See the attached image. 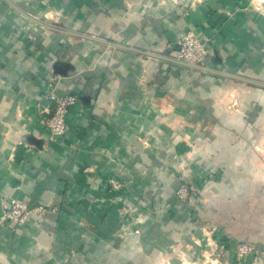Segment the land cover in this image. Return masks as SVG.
<instances>
[{
    "label": "crops",
    "instance_id": "obj_1",
    "mask_svg": "<svg viewBox=\"0 0 264 264\" xmlns=\"http://www.w3.org/2000/svg\"><path fill=\"white\" fill-rule=\"evenodd\" d=\"M10 1L19 10L0 0V264H77L71 248L89 230L111 231L103 183L119 162L131 170L141 161L135 136L215 116L219 96L201 88L246 83L221 73L264 84V0ZM189 31L206 41L213 72L176 59ZM69 93L78 98L69 132L51 141L42 122L54 112L50 96ZM10 198L57 211L11 226L2 222ZM136 239L123 254L133 261L140 249L146 260L150 244ZM104 251L102 242L81 257L105 264Z\"/></svg>",
    "mask_w": 264,
    "mask_h": 264
},
{
    "label": "rangeland",
    "instance_id": "obj_2",
    "mask_svg": "<svg viewBox=\"0 0 264 264\" xmlns=\"http://www.w3.org/2000/svg\"><path fill=\"white\" fill-rule=\"evenodd\" d=\"M201 64L208 67L207 56ZM232 82L228 91L201 88L219 96L215 116L200 113L194 125L185 118L176 127L169 122L170 133L155 127L135 136L141 161L132 171L119 162L115 178L103 183L111 231L97 237L89 230L87 244L71 248L77 264H88L83 252L102 242L105 264H264V88ZM132 237L150 244L146 260L140 249L135 260L125 258Z\"/></svg>",
    "mask_w": 264,
    "mask_h": 264
},
{
    "label": "built area",
    "instance_id": "obj_3",
    "mask_svg": "<svg viewBox=\"0 0 264 264\" xmlns=\"http://www.w3.org/2000/svg\"><path fill=\"white\" fill-rule=\"evenodd\" d=\"M177 46V57L181 62L200 66L207 56L206 43L193 31L183 34L178 39ZM50 99L55 102L54 112L51 116L42 118V122L50 131L51 141H57L69 132L67 117L78 98L75 94L69 93L64 96L52 94ZM47 112L49 114V110ZM43 212H45L44 207L36 209V213ZM31 214L26 202L18 198H11L5 206L2 222L11 221L15 226H23L28 223Z\"/></svg>",
    "mask_w": 264,
    "mask_h": 264
},
{
    "label": "water",
    "instance_id": "obj_4",
    "mask_svg": "<svg viewBox=\"0 0 264 264\" xmlns=\"http://www.w3.org/2000/svg\"><path fill=\"white\" fill-rule=\"evenodd\" d=\"M13 7H15L16 8V6L10 1V0H7ZM17 10H19L18 8H16ZM21 12V11H20ZM21 13H23V12H21ZM24 14V13H23ZM37 23H39V22H37ZM39 24H41V23H39ZM98 41H102V40H98ZM102 42H104V43H106V44H109L110 46H113V47H115V46H117V47H119L120 45H118V44H115V43H113V42H109V41H102ZM123 47V46H122ZM182 63H184V62H182ZM184 64H186L187 66H189L190 68H193V69H196V70H199V71H203V72H213V71H211L210 69H208V68H205V67H201V66H196V65H191V64H187V63H184ZM220 73V72H219ZM222 75H225V76H228V77H232V78H236V79H240V80H243V81H245V82H248V83H251V84H256V85H260V86H264V84H262V83H259V82H254V81H251V80H248V79H244V78H241V77H237V76H233V75H228V74H224V73H221Z\"/></svg>",
    "mask_w": 264,
    "mask_h": 264
}]
</instances>
